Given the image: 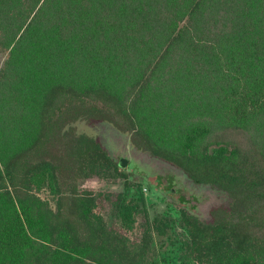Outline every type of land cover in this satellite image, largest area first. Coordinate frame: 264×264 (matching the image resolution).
<instances>
[{
    "label": "trees",
    "instance_id": "obj_1",
    "mask_svg": "<svg viewBox=\"0 0 264 264\" xmlns=\"http://www.w3.org/2000/svg\"><path fill=\"white\" fill-rule=\"evenodd\" d=\"M0 49V264H156L140 184L103 194L119 227L78 189L118 171L79 120L229 193L178 211V264H264V0H0Z\"/></svg>",
    "mask_w": 264,
    "mask_h": 264
},
{
    "label": "rangeland",
    "instance_id": "obj_2",
    "mask_svg": "<svg viewBox=\"0 0 264 264\" xmlns=\"http://www.w3.org/2000/svg\"><path fill=\"white\" fill-rule=\"evenodd\" d=\"M4 56L5 53L0 49V61ZM73 126L77 132L98 138L114 165L118 167L117 172L108 169L77 181L78 189L89 190L101 197V211L109 226L119 227L120 222L114 215L110 202L103 198V194L113 197L124 190V179L119 175L121 173L126 175L131 189L128 198L138 191L140 184L149 215L164 216L170 220L166 234H155L153 238L152 252L156 264H178V256L188 239L178 213L180 209L183 208L195 218L206 221L211 218V209L214 206L231 204V197L226 190L208 183L194 182L178 166L138 148L128 133L119 130L109 121L87 123L79 120L73 123ZM121 159H125L127 163L120 165ZM40 196L49 199L54 205V200L46 190L40 192ZM137 221V228L127 233L130 240H137L142 234L140 224L143 217L138 215Z\"/></svg>",
    "mask_w": 264,
    "mask_h": 264
},
{
    "label": "water",
    "instance_id": "obj_3",
    "mask_svg": "<svg viewBox=\"0 0 264 264\" xmlns=\"http://www.w3.org/2000/svg\"><path fill=\"white\" fill-rule=\"evenodd\" d=\"M119 163H120V165H124L127 163V161L125 159H121Z\"/></svg>",
    "mask_w": 264,
    "mask_h": 264
}]
</instances>
